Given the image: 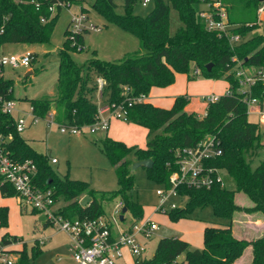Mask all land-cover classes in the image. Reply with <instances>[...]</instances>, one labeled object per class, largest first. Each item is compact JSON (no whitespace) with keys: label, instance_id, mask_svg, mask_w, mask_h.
Segmentation results:
<instances>
[{"label":"trees","instance_id":"16d2710c","mask_svg":"<svg viewBox=\"0 0 264 264\" xmlns=\"http://www.w3.org/2000/svg\"><path fill=\"white\" fill-rule=\"evenodd\" d=\"M65 1L71 4L76 0ZM262 1L222 0L228 21L234 26L232 32L244 38V42L233 46L228 38L207 30L200 16L204 0H155L147 17L134 13L141 0H125L124 14L116 13L113 0H93L94 10L109 23L136 37L140 49L116 62L93 58L80 66L71 53L78 51V45L84 47V34L89 31L78 35L76 44H73L69 37L70 23L66 29L67 41L58 53L56 96L31 100L30 105L38 118L52 116L53 122L60 127L82 129L92 126L100 121V113L92 100L97 86L96 83L91 85V80L93 75L102 77L106 82V104L114 108L122 106L126 122L146 128L148 139L152 138L145 149L129 147L109 137L101 141L102 151L117 174L118 189L113 192H97L90 183L59 176L52 169L51 156L37 153L17 132L14 117L0 111V135L10 137L7 154L19 163L31 161L35 164V183L54 192L58 213L64 218L96 220L105 217L104 204L120 199L135 223L143 218L144 211L132 196L135 178L128 157L133 154L138 162L151 160L153 166L146 168L148 178L169 188L170 176L179 171L177 152L196 146L208 136H215L223 153L208 166L226 170L235 182V190L216 180L209 189L181 186L178 193L187 198V203L183 209L172 208L168 215L177 221L197 208L211 206L216 217L227 219L229 223L222 227L207 226L202 249L192 250L186 241L163 238L152 258L144 257L135 264H235L248 248L252 252L250 264H264V236L247 241L237 239L233 234L236 213L245 211L264 217V156L255 169L252 167L253 161L260 157V151L264 150V143L260 124L249 120L247 105L249 99H257L264 107V81L257 80L243 92L236 77L241 68L249 69L251 75L255 70H264V34L251 35L260 27L258 8ZM49 6L48 0H0V50L6 44L50 43L61 8L52 14ZM171 9L176 11L180 22L175 33L171 32ZM81 12L86 14L83 7ZM36 56L34 53L35 60ZM209 64H212L211 70L207 69ZM177 74L186 75L188 81H226L228 92L207 102L203 117L186 111L191 102L187 95L176 97L170 109L147 101L129 106L131 98L148 96L153 88L173 85ZM0 93L6 99H13L12 81L0 78ZM252 154L254 159H250ZM238 193L244 194L253 206H239L236 203ZM0 194L4 198H17L15 189L8 183L1 184V180ZM85 196L92 201L81 206ZM60 203L63 205L59 206ZM32 214L38 212L32 210ZM7 225L8 208L0 207V229ZM19 241L16 236L5 234L0 245L9 246ZM42 251L41 244L35 242L33 256ZM13 253L19 256L17 264H33L25 244L23 250H14ZM181 256H184L182 262L179 261Z\"/></svg>","mask_w":264,"mask_h":264},{"label":"rangeland","instance_id":"374dc122","mask_svg":"<svg viewBox=\"0 0 264 264\" xmlns=\"http://www.w3.org/2000/svg\"><path fill=\"white\" fill-rule=\"evenodd\" d=\"M113 2L117 6L116 13L124 14L125 0H113ZM142 2L143 0L136 6L134 13L141 17H147L155 6V0H150L147 6H143ZM92 6L93 0H76L70 6L63 7L57 18L50 43L33 45L14 43L6 44L1 48L0 54L5 58L27 52L37 55L34 64L29 69H12L8 64L5 65V79L12 81L13 100L19 103V107H29L31 100L56 96L60 65L58 53L64 48L67 41V27L76 15H80L82 7L86 10L85 24L88 27L94 26L98 30L84 34L83 51L71 53L73 60L78 65L83 66L93 58L116 62L124 55L132 54L140 49V43L136 37L109 23ZM170 18L171 32L175 33L180 22L173 9H171ZM258 34H264V23L260 24L259 29L251 35ZM30 70L33 71V74L26 77ZM96 79L93 75L91 85L96 83ZM220 85L224 86L223 83ZM220 90H217L215 94L218 95ZM106 98L105 93L101 94L99 91H95L92 100L99 108H103L106 105ZM198 110L200 111L199 115L202 116L204 106L201 105ZM109 117V113L102 114L103 121ZM249 120L260 124L262 143H264V122L255 113L249 114ZM59 125L54 123L50 117L39 119L37 123L27 127L20 135L37 153L49 154L51 158L58 160V163L51 164V166L59 176H68L72 180L90 183L97 192L116 191L118 189L117 174L102 151L101 141L106 138L107 131L98 128L95 133H92L90 127H84L80 134L72 135L62 133ZM108 133L109 138L126 143L129 147L140 149H145L149 139L152 138L148 139L146 128L115 117L110 120ZM263 156L264 150H261L260 157L253 161V169L259 165ZM251 158H255L253 154L250 155ZM128 159L132 163L131 170L135 178L132 196L143 206L144 211V216L139 221L150 219L159 227L150 239L143 241L147 246L145 257L150 259L155 255L157 245L163 238L186 241L192 250L202 249L204 247V230L207 226L222 227L229 223L227 219L216 217L211 206L197 208L186 218L177 221L171 220L168 212L174 206L183 209L187 198L170 194H167L168 196L165 194L166 198L159 196L158 191L167 192L165 184L149 179L145 167H136L138 161L133 154ZM219 176L223 185L230 190H235V182L226 170H220ZM120 202V199H116L103 206L106 217L112 224L119 222L118 216L115 215V208ZM236 203L242 206H252L251 201L242 193L236 195ZM62 205L63 203L59 204V206ZM0 207L8 208V225L0 229V240L5 234L18 237L20 241L15 248L23 250L25 244L33 264H76L72 258L70 238L67 234L58 231L55 226L47 225L45 221L41 220L39 214H32L30 208L19 206L15 197L4 198L0 194ZM240 216V214L236 215L237 218ZM132 222H134L133 217L127 213L125 223L128 225ZM35 242H39L43 250L38 256L32 254ZM182 257L184 258V256L180 258ZM251 259L252 252L248 248L241 257L240 264H250Z\"/></svg>","mask_w":264,"mask_h":264},{"label":"built area","instance_id":"2783aa9c","mask_svg":"<svg viewBox=\"0 0 264 264\" xmlns=\"http://www.w3.org/2000/svg\"><path fill=\"white\" fill-rule=\"evenodd\" d=\"M20 2V0H14ZM50 1L49 10L55 14L59 8L70 6L65 0H48ZM150 0H143V6H147ZM264 12V0L258 8L259 14ZM206 28L210 32H216L219 36H224L235 46L244 42V38L239 34H234L232 26L228 21V15L222 0H204V8L200 13ZM86 14L80 12L71 21L69 28V37L73 44H76V38L84 31L98 30L94 26L85 24ZM45 22V19H42ZM78 51H83L81 45L77 46ZM35 60L34 53L27 52L10 57H3L0 54V78H5V65L8 64L12 69L31 68ZM199 71H196L198 74ZM236 77L239 79L240 89L246 92L257 80L264 81V70H255L250 74L249 69L241 68L237 71ZM97 91L104 93L106 82L102 77L96 79ZM128 91V89H127ZM126 91V93H127ZM148 96L142 95L129 100V106L134 103H141L147 100ZM218 97L211 96L205 98L206 102L215 101ZM18 102L13 99H6L0 93V111L4 114L11 115L15 119L16 130L22 133L27 127L38 122L34 114L33 107H19ZM249 108L257 106L258 115L264 122V107H261L257 99L247 101ZM100 121L89 126L91 132L95 133L98 128L102 131H108L110 120L117 118L127 121L125 111L122 106L112 107L107 105L104 109H99ZM109 113L107 120H102V114ZM52 119V116H49ZM62 133L78 135L81 130L76 127L62 126ZM10 137L0 135V180L1 184H10L17 193L20 205L38 212L46 223L57 227L58 231L64 232L70 238V250L72 258L76 264H119L124 258V250H129L131 256L137 260L145 257L147 247L141 242L139 237L148 240L153 233L159 229L158 225L150 219L137 221L127 230L121 231L117 237L113 234V226L106 217H100L96 220H79L67 219L58 213L54 192L50 189L40 188L34 181L37 174V168L31 161L19 163L13 160L7 154V144ZM223 151L220 141L215 136H208L201 140L196 146L184 148L177 152L179 156V171L173 173L169 178L170 187L167 192L158 191L157 194L166 198L168 195H179L178 188L188 186L197 189H209L215 180L223 182L219 176V169L211 168L208 164L214 159L220 157ZM58 163V160L51 158V164ZM167 196H166V195ZM175 208V206L173 207ZM122 201L115 208V215L119 217L122 214ZM14 245V244H12ZM0 245V264H17L19 256L9 249L10 246Z\"/></svg>","mask_w":264,"mask_h":264},{"label":"crops","instance_id":"0c3cea01","mask_svg":"<svg viewBox=\"0 0 264 264\" xmlns=\"http://www.w3.org/2000/svg\"><path fill=\"white\" fill-rule=\"evenodd\" d=\"M259 22L260 24L264 23V12L259 14ZM127 33V32H126ZM125 56V55H124ZM123 58V57H122ZM33 74V71H28L27 74ZM180 81V82H179ZM180 83V84H178ZM182 83V84H181ZM223 83L224 86H221L220 84ZM221 90H220V89ZM229 84L226 81H217V80H209V79H201L197 81H188L186 75L177 74L176 75V81L173 85L168 86L166 88H153L150 92V94L147 97V102L152 103L153 105L157 107H161L164 109H170L175 101V98L182 95H187L191 98L190 104L186 107V111L188 112H195L198 114L199 117H203L206 114V102L205 98H209L211 96H221L228 92ZM204 90V91H202ZM207 90V93H206ZM218 91V95L215 94V92ZM201 105L204 106V113L203 115H199L198 108L201 107ZM107 106L104 105V109ZM250 113H255L258 115V108L257 106H253L249 108ZM259 116V115H258ZM109 136L108 131L106 132V137ZM148 136V134H147ZM114 140V139H113ZM126 144V143H125ZM56 159V158H55ZM17 202L20 205V201L18 198ZM239 205V204H238ZM242 208H251L253 206H242L239 205ZM128 213V212H127ZM126 213V214H127ZM124 214V219L125 215ZM237 214H240L241 216L239 218L236 217ZM42 217V216H41ZM106 217V215H105ZM121 217V216H120ZM119 217V219H120ZM107 218V217H106ZM111 223V222H110ZM134 222L131 224H126L125 221H121L118 224H112L113 226V234L115 237L119 235L121 231L127 230ZM233 234L237 239L240 240H247L252 241L257 238H260L264 236V217L261 214L258 213H248L245 211H241L235 214L234 220H233ZM142 243L145 241L143 237H139ZM18 244V243H17ZM17 244H14L9 247L10 250H19L15 248ZM146 245V243H144ZM147 247V246H146ZM147 252V250H146ZM146 254V253H145ZM184 258H179V261L182 262ZM240 260H238L235 264H240ZM135 259L131 256L129 250H124V258L119 261V264H135Z\"/></svg>","mask_w":264,"mask_h":264},{"label":"water","instance_id":"95a60500","mask_svg":"<svg viewBox=\"0 0 264 264\" xmlns=\"http://www.w3.org/2000/svg\"><path fill=\"white\" fill-rule=\"evenodd\" d=\"M211 67H212V64H209V65L207 66V69H208V70H211ZM30 75H31L30 73H29V74H26V77H28V76H30ZM152 166H153V162H152L151 160L141 161V162H138V163L136 164V167L151 168ZM91 201H92V199H91L89 196H85V197L81 200L80 204H81V206H86V205H88ZM126 213H127V208L124 207V208L122 209V214H121V217H120L121 221L124 220V214H126ZM41 220L44 221L45 219H44L43 217H41Z\"/></svg>","mask_w":264,"mask_h":264}]
</instances>
